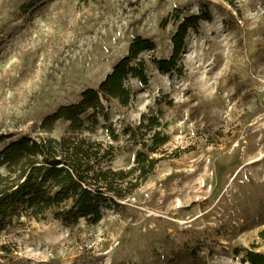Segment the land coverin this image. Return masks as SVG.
Wrapping results in <instances>:
<instances>
[{
  "label": "rangeland",
  "instance_id": "374dc122",
  "mask_svg": "<svg viewBox=\"0 0 264 264\" xmlns=\"http://www.w3.org/2000/svg\"><path fill=\"white\" fill-rule=\"evenodd\" d=\"M205 12L185 37L181 72L142 52L148 82L128 81L127 105L102 99L108 120L89 133L114 146L113 169H128L143 149L122 128L160 108L169 139L148 178L94 224L13 219L0 264H249L245 249L264 253V0H0V134H39L43 117L97 87L133 37L168 57L182 18ZM67 128L59 120L51 135Z\"/></svg>",
  "mask_w": 264,
  "mask_h": 264
},
{
  "label": "trees",
  "instance_id": "16d2710c",
  "mask_svg": "<svg viewBox=\"0 0 264 264\" xmlns=\"http://www.w3.org/2000/svg\"><path fill=\"white\" fill-rule=\"evenodd\" d=\"M201 18L209 12L189 14L182 18L171 37L172 52L157 58L152 53L154 42L137 35L130 41L127 53L112 67L97 87H87L74 103L58 106L41 120L39 134H0V232L13 219L45 218L48 214L66 226L85 219L97 223L103 207L124 199L154 170L159 158L151 156L169 137L162 131L161 109L140 114L135 126L122 128V132L144 150H138L134 163L128 169H113L109 162L114 146L89 135L108 120L102 99L117 100L127 105L135 92L128 81L148 82V59L160 71L181 72L180 53L190 28L195 29ZM149 52L148 59L141 55ZM68 122L60 137L51 135L57 121ZM102 127L116 139L111 123ZM240 248L235 252L239 253ZM244 261L264 264V253L245 249Z\"/></svg>",
  "mask_w": 264,
  "mask_h": 264
}]
</instances>
